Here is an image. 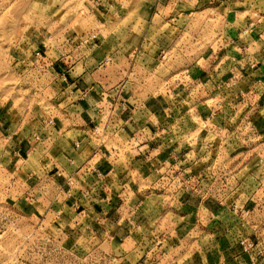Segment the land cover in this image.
<instances>
[{
  "label": "clouds",
  "instance_id": "1",
  "mask_svg": "<svg viewBox=\"0 0 264 264\" xmlns=\"http://www.w3.org/2000/svg\"><path fill=\"white\" fill-rule=\"evenodd\" d=\"M0 264H264V0H0Z\"/></svg>",
  "mask_w": 264,
  "mask_h": 264
}]
</instances>
